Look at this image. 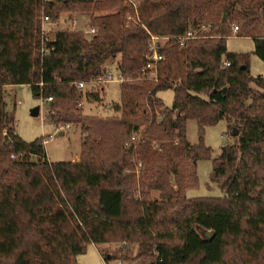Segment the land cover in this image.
Listing matches in <instances>:
<instances>
[{
  "label": "trees",
  "instance_id": "16d2710c",
  "mask_svg": "<svg viewBox=\"0 0 264 264\" xmlns=\"http://www.w3.org/2000/svg\"><path fill=\"white\" fill-rule=\"evenodd\" d=\"M94 2L119 6L90 16L93 35L48 33L51 51L40 54L42 16L56 23ZM232 26L264 63V0H0V264H77L106 243L126 248L100 251L104 262L127 260L132 246L138 264H264V75L226 51ZM187 32L194 39L179 44ZM151 36L163 57L156 82L140 78ZM110 70L125 79L120 102L108 117L83 114L82 100L101 98L72 83ZM24 85L51 124L80 127L77 163L50 164L44 141L16 135L4 88ZM167 90L170 107L157 96ZM219 122L231 143L212 158L203 136ZM200 159L221 197H186Z\"/></svg>",
  "mask_w": 264,
  "mask_h": 264
},
{
  "label": "rangeland",
  "instance_id": "374dc122",
  "mask_svg": "<svg viewBox=\"0 0 264 264\" xmlns=\"http://www.w3.org/2000/svg\"><path fill=\"white\" fill-rule=\"evenodd\" d=\"M48 1V0H45ZM131 1V2H129ZM128 2L136 8L137 4L141 0H129ZM113 9L104 6L100 8L97 3L89 6L90 11L79 12L72 14V19L77 22V26L73 31L86 32L89 30L90 16H103L107 12L111 14L116 12ZM113 7V6H112ZM69 13H62L59 15L56 23H46L44 30L49 33H55L59 30V20H63ZM136 14V13H135ZM64 26V25H62ZM233 27V26H232ZM229 37L226 38V51L231 54L248 55L249 73L253 77L264 75V63L260 61L253 54V42L250 38L237 37L230 31ZM153 37V36H152ZM161 44L165 42L160 40ZM119 62V57L115 58V63ZM114 68V63L111 65ZM111 74H115L113 70H110ZM109 73V72H108ZM154 82V81H152ZM84 83V82H83ZM117 82L108 84H90L89 81L83 85L84 91L98 92L101 98L100 103H86L82 100L81 107L83 114L96 117H108L112 115L111 105L120 102V88ZM100 90V91H99ZM165 107H170L173 100V94L171 91H162L158 93ZM4 100L9 111H13L15 118V133L25 142H32L36 139L42 140L44 145L45 157L50 164L59 163H77L79 161L82 135L79 126H62L59 124L57 127L51 124L46 119L47 104L43 100L33 97L30 88L28 86H7L4 88ZM110 106V107H109ZM62 132L63 135H59ZM226 127L224 122H219L217 125L208 127L205 130L203 136V144L212 150V158L219 155L220 150L225 145L231 143V140L226 137ZM186 136L190 144H197V133L195 123L193 121L187 122ZM142 138V137H141ZM140 138V139H141ZM139 137L137 138V140ZM132 140V139H131ZM8 144V143H7ZM14 160V159H13ZM212 173L211 160L200 159L196 163V174L198 184L195 189H189L186 192V197L193 198H218L221 197V192L216 185L211 184L210 177ZM152 197H157V193H152ZM128 247L126 255L127 260L121 261L120 259L109 260L104 262L100 257V251L105 255L111 256L115 254L119 248L125 249L124 244L106 243L96 249L92 245H88L85 252L82 255L76 257L77 264H138L133 259L134 248ZM99 250V251H98ZM99 252V253H98Z\"/></svg>",
  "mask_w": 264,
  "mask_h": 264
},
{
  "label": "built area",
  "instance_id": "2783aa9c",
  "mask_svg": "<svg viewBox=\"0 0 264 264\" xmlns=\"http://www.w3.org/2000/svg\"><path fill=\"white\" fill-rule=\"evenodd\" d=\"M127 1H129V0H127ZM129 2H131V1H129ZM49 22L50 21L46 16L41 17L40 54L43 56L49 54V52L51 51L47 47V43L51 42L52 39L48 36L49 32H46L44 30V25L46 23H49ZM58 22H59V23H57L59 26L58 31L70 32V31H73L74 28L77 26V22L72 19V14H67L66 17L64 18V21L59 20ZM62 25H64V26H62ZM95 32H96L95 29L89 28V30L84 32V33L87 35H93ZM236 32H237V27H233L232 33L235 34ZM150 39H151L150 40L151 42L149 45L148 53L145 56L146 65L141 70L140 78L145 77V79H147V80H152V81L156 82L157 81L158 65L163 60V57L158 53V50H157V47L155 44L156 41H158V38L151 36ZM189 39H194L192 32H187V34H185L184 36L177 38V41L179 42V44H181L185 40H189ZM160 40L166 41V40H169V38H161ZM225 66H228V63H226ZM124 81H125V79L121 74H113L112 75L111 72H109V73L105 74L104 76L91 79L89 81V83L90 84H105V83L108 84V83H112V82L122 83ZM72 85L75 89L82 90L84 88L83 85H85V83L75 82V83H72ZM50 101H51V99H48L46 102H50ZM19 157H20V154H16V155H12L11 159L15 160V159H18Z\"/></svg>",
  "mask_w": 264,
  "mask_h": 264
},
{
  "label": "water",
  "instance_id": "95a60500",
  "mask_svg": "<svg viewBox=\"0 0 264 264\" xmlns=\"http://www.w3.org/2000/svg\"><path fill=\"white\" fill-rule=\"evenodd\" d=\"M205 236L208 237V238H211L212 234L208 232V233H205Z\"/></svg>",
  "mask_w": 264,
  "mask_h": 264
},
{
  "label": "crops",
  "instance_id": "0c3cea01",
  "mask_svg": "<svg viewBox=\"0 0 264 264\" xmlns=\"http://www.w3.org/2000/svg\"><path fill=\"white\" fill-rule=\"evenodd\" d=\"M59 135H63V133L62 132H59ZM93 247H95L96 249H98V247L97 246H94V245H92ZM99 251V250H98ZM99 253V252H98ZM99 255H100V253H99ZM100 257H101V255H100Z\"/></svg>",
  "mask_w": 264,
  "mask_h": 264
}]
</instances>
